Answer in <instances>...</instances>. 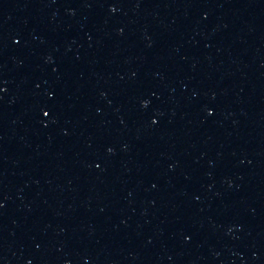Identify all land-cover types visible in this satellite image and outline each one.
Returning <instances> with one entry per match:
<instances>
[{
	"label": "water",
	"instance_id": "water-1",
	"mask_svg": "<svg viewBox=\"0 0 264 264\" xmlns=\"http://www.w3.org/2000/svg\"><path fill=\"white\" fill-rule=\"evenodd\" d=\"M0 264H264V0H0Z\"/></svg>",
	"mask_w": 264,
	"mask_h": 264
}]
</instances>
